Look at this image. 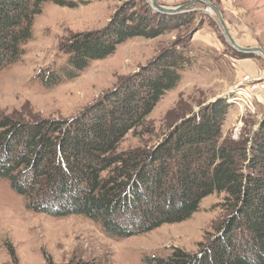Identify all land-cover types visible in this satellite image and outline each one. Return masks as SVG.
<instances>
[{"label": "trees", "instance_id": "16d2710c", "mask_svg": "<svg viewBox=\"0 0 264 264\" xmlns=\"http://www.w3.org/2000/svg\"><path fill=\"white\" fill-rule=\"evenodd\" d=\"M48 1L79 5L0 0V69L24 54L35 17ZM191 15L123 3L104 27L78 32L62 45L66 63L50 72L46 83L73 79L127 40L159 37L188 24ZM191 65L185 39H177L73 118L22 120L0 114V179L26 198L29 209L55 217L84 215L117 238L185 221L203 199L225 193L227 215L197 252L174 247L167 256L147 260L264 264V117L251 136L232 140L223 136V128L234 108L218 97L153 147L119 150Z\"/></svg>", "mask_w": 264, "mask_h": 264}, {"label": "rangeland", "instance_id": "374dc122", "mask_svg": "<svg viewBox=\"0 0 264 264\" xmlns=\"http://www.w3.org/2000/svg\"><path fill=\"white\" fill-rule=\"evenodd\" d=\"M76 7L45 2L37 14L33 36L24 54L0 69V114L22 120L70 119L116 87L128 75L149 63L177 39H185L192 65L182 73L178 86L168 91L138 128L121 141L119 150L151 148L183 118L198 113L218 97H225L239 70L264 57H239L227 39L218 14L197 2L189 23L163 35L136 37L119 45L105 59L94 60L73 79L49 85L46 80L66 63L62 45L74 34L104 27L123 3L152 8V0H75ZM190 0H159L174 7ZM223 13L232 35L243 46L264 48V0H212ZM245 66H236L235 62ZM256 69V68H255ZM261 118L264 106L259 107ZM230 109L223 128L235 121ZM259 118L245 122L242 139L251 136ZM241 139V140H242ZM225 193L203 199L200 209L185 221L164 224L152 231L125 238L111 237L102 226L79 214L55 217L27 207L24 196L0 179V264H152V256H167L174 247L197 252L226 217Z\"/></svg>", "mask_w": 264, "mask_h": 264}, {"label": "built area", "instance_id": "2783aa9c", "mask_svg": "<svg viewBox=\"0 0 264 264\" xmlns=\"http://www.w3.org/2000/svg\"><path fill=\"white\" fill-rule=\"evenodd\" d=\"M239 73L225 96L227 102L236 109L235 121L229 128V136L235 141L241 138L248 118H261L259 107L264 106V67L239 70Z\"/></svg>", "mask_w": 264, "mask_h": 264}, {"label": "water", "instance_id": "95a60500", "mask_svg": "<svg viewBox=\"0 0 264 264\" xmlns=\"http://www.w3.org/2000/svg\"><path fill=\"white\" fill-rule=\"evenodd\" d=\"M197 2H203L205 5L210 7L213 11H215L218 14V17L220 19L221 25L223 27L224 33L229 40V42L232 44V46L237 49L240 52L249 53V54H259L264 57V48L261 46H243L237 42V40L232 35L229 27L227 26V23L224 19L223 13L221 12V9L212 1V0H190L188 2H185L183 4L170 7L165 6L159 3V0H152V6L156 11L167 13V14H177L185 11H191L193 6Z\"/></svg>", "mask_w": 264, "mask_h": 264}, {"label": "crops", "instance_id": "0c3cea01", "mask_svg": "<svg viewBox=\"0 0 264 264\" xmlns=\"http://www.w3.org/2000/svg\"><path fill=\"white\" fill-rule=\"evenodd\" d=\"M234 64H236V65H238V66H245V64L243 63V62H241V60L239 61V62H235ZM260 65H259V63L258 62H253V64L252 65H250V66H248V67H246L245 66V68H249V70H255V68H257V67H259ZM239 71H238V74H237V77L239 76ZM235 81H236V76H235V78H233L231 81H230V85H229V87H228V89L227 90H229L230 88H231V86L235 83ZM260 106H262V105H260ZM261 119V118H260ZM234 123V122H233ZM232 125V124H231Z\"/></svg>", "mask_w": 264, "mask_h": 264}]
</instances>
